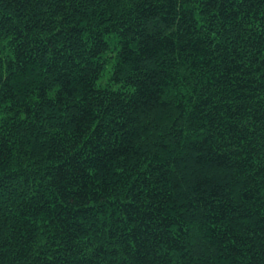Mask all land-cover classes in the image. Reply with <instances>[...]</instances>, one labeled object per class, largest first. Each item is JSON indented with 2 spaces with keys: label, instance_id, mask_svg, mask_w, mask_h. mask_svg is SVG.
<instances>
[{
  "label": "trees",
  "instance_id": "obj_1",
  "mask_svg": "<svg viewBox=\"0 0 264 264\" xmlns=\"http://www.w3.org/2000/svg\"><path fill=\"white\" fill-rule=\"evenodd\" d=\"M0 264H264V0H0Z\"/></svg>",
  "mask_w": 264,
  "mask_h": 264
}]
</instances>
